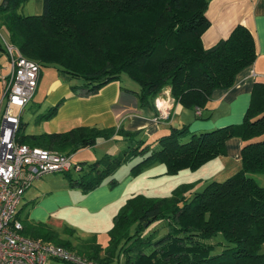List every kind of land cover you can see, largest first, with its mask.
<instances>
[{"label": "trees", "instance_id": "trees-1", "mask_svg": "<svg viewBox=\"0 0 264 264\" xmlns=\"http://www.w3.org/2000/svg\"><path fill=\"white\" fill-rule=\"evenodd\" d=\"M28 1H0V29L25 58L40 70L56 68L72 95L80 98L96 96L126 75L136 88L132 92L139 107L151 111L153 118L154 101L164 90L183 108L203 110L213 90L231 88L256 59L254 39L242 25L213 47H203L202 35L210 27L208 0H42L40 14L24 15L21 9ZM62 101L42 118L54 116ZM25 125L20 121L19 143L66 156L114 136L125 139L120 153L105 154L78 179L68 178V186L83 194L134 157L144 158L131 169L133 175L155 163L173 175L224 156L226 142L239 138L241 166L235 174L192 194L188 185H180L166 197L128 198L112 220L107 246L92 237L81 243L78 254L98 264H264V188L253 177L264 174L263 81H254L240 123L198 133L187 125L171 126L168 134L154 140L153 148L122 128L76 127L28 135ZM115 183L111 180L109 186ZM27 223L36 232L32 239L73 249L49 227ZM216 235L227 245L211 255L208 240Z\"/></svg>", "mask_w": 264, "mask_h": 264}, {"label": "crops", "instance_id": "crops-1", "mask_svg": "<svg viewBox=\"0 0 264 264\" xmlns=\"http://www.w3.org/2000/svg\"><path fill=\"white\" fill-rule=\"evenodd\" d=\"M41 11L42 0H29L21 9L24 15H38ZM206 16L210 27L202 35V45L205 49L226 39L235 26L242 25L249 30L254 39L256 59L251 66L236 76L231 88L213 90L205 109L199 110V116L194 109H186L175 103L173 118L170 121L156 122L151 111L139 107L132 92L136 88L130 82L111 83L103 87L96 96L80 98L72 95L69 85L59 75H55L53 87L45 92L43 101L48 106H55L61 100L64 101L49 122L45 123L48 126V133L67 132L76 127L122 128L125 132H136L137 137L154 141L168 134L171 126L179 128L187 125L190 132L198 133L240 123L249 105L254 81L264 82V0H208ZM43 80L44 73L41 69L36 92L23 114L27 110H32L31 103L39 93ZM23 114L21 122L26 124L24 128L26 130L29 123L23 119ZM176 117L179 126L173 125ZM125 144V139L118 136L100 141L94 147L71 156L72 164L80 166L82 163L96 161L100 155H117ZM225 149L226 154L214 159L213 162H217L216 160L225 162L228 164L227 167H233V171L237 172L241 166L240 139H229ZM75 172L74 170L73 173ZM44 176L34 180L25 190L14 218L25 222L22 231L29 238L36 232L27 222L46 227L49 225L61 240L68 241L73 248L69 250L75 253L82 249L83 241L93 236L98 243V230L105 228L109 230L120 207L133 195L128 192L126 186L111 188L107 181L102 182L89 194H82L81 191H77L78 188L64 190L63 187H61L63 190L53 189L48 192L50 189L47 185L51 180L50 178L43 180ZM51 219L57 220L55 226L50 224ZM47 264L62 263L50 260Z\"/></svg>", "mask_w": 264, "mask_h": 264}, {"label": "built area", "instance_id": "built-area-1", "mask_svg": "<svg viewBox=\"0 0 264 264\" xmlns=\"http://www.w3.org/2000/svg\"><path fill=\"white\" fill-rule=\"evenodd\" d=\"M0 43L9 63V72L1 78L0 86V264H47L50 260L66 264H98L62 246L21 234L22 225L14 217L31 183L46 174L70 169L78 172L80 166L72 164L71 156L18 142L21 117L36 92L40 67L25 58L1 32ZM154 104L157 110L154 121L165 122L173 118L175 102L167 89ZM196 114L199 115V110Z\"/></svg>", "mask_w": 264, "mask_h": 264}, {"label": "rangeland", "instance_id": "rangeland-1", "mask_svg": "<svg viewBox=\"0 0 264 264\" xmlns=\"http://www.w3.org/2000/svg\"><path fill=\"white\" fill-rule=\"evenodd\" d=\"M0 30H1L0 31L1 34H3V37L7 39V35L5 31L3 29H0ZM8 68H9V63H8L7 57L4 53H1L0 54V86H1V78L5 77L9 72ZM42 71L44 73V80L40 84L39 91H38L39 93L34 97L33 103H31V108L33 112L32 110L30 111L27 110L23 114V119L29 123L28 128L25 130V134H28V135L30 134L40 135V134H45L49 132L48 126L45 123H48L50 118L44 119L42 118V115H44L48 111V109L51 108L52 106H48L47 103L43 101V97L46 94L45 92L53 87V80H54L53 78L55 77V75L56 76L59 75V73L57 69L54 67H45V68H42ZM126 82L132 83V81L126 75H122L121 83L125 84ZM178 122H179L178 117H176L173 125L177 126L179 124ZM43 124L45 125V127H42ZM42 130H45V131H42ZM188 138L189 136L184 137L183 141H187ZM138 139H141V137L139 136L135 137V140H138ZM145 141H146V144H149L150 147L153 148L154 146L153 140L146 138ZM125 147L123 149H125ZM99 158H101V155L98 157V159ZM143 158L144 157H139V156L132 158L131 160H129L128 162L120 166L111 177L105 179L104 181H107L109 185H110L111 180L115 181L116 183L113 185V187H117V188L126 186L128 188V192L133 195H143V196L150 197V198H162V197L169 196L172 193V191L180 185H188L190 194L199 192L209 182L214 181V180H217V181L225 180V178H227L228 176H231L232 174L236 172V171H233V167L231 168L227 167L228 164H226L225 162L221 163V162H218V160H216L217 162H213L214 160H211L196 170H193V171L184 170V171H180L177 174H173V175H166L164 166L159 163H155L150 166L144 167L139 173H137L136 175H133L131 173V169L135 165H137ZM92 162L94 163L95 161L84 163L83 171L73 173L74 170L71 169V172H69V174L72 177H69L68 176L69 174L67 175L65 172L51 173L50 175L47 174L46 176H44L43 180L46 181L49 178L51 180V182H49L47 185V188L50 189L48 192L52 191L53 189L54 190H63V189L69 190L70 187L68 186V181H69L68 178H72L74 180L78 179L82 174L86 173V171L88 170V166L92 164ZM253 177L256 180V182L261 187L264 188V174H256V175H253ZM61 187H63V189ZM77 191H81V190L77 189ZM58 195H61V194H58ZM131 196H129L128 198H130ZM50 222L52 226H55L54 223L57 224L56 223L57 220L55 219H51ZM47 226L49 227V225ZM155 226H157V223L152 224L151 228ZM71 230H74V229H71ZM98 231H99L97 233L98 243L101 244L102 246H106L108 244V234L107 233L109 230L105 228V229H99ZM208 243L212 245V249L210 251L211 255L219 254L224 249V246L227 245V243L224 241L221 235H216L212 237L211 239L208 240ZM260 252H264V246H262V248L260 249ZM116 263H117L116 260L112 262V264H116Z\"/></svg>", "mask_w": 264, "mask_h": 264}]
</instances>
